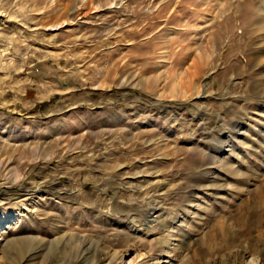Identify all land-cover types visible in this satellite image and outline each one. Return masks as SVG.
Wrapping results in <instances>:
<instances>
[{"label": "rangeland", "instance_id": "obj_1", "mask_svg": "<svg viewBox=\"0 0 264 264\" xmlns=\"http://www.w3.org/2000/svg\"><path fill=\"white\" fill-rule=\"evenodd\" d=\"M258 1L0 0V264H264Z\"/></svg>", "mask_w": 264, "mask_h": 264}, {"label": "bare ground", "instance_id": "obj_2", "mask_svg": "<svg viewBox=\"0 0 264 264\" xmlns=\"http://www.w3.org/2000/svg\"><path fill=\"white\" fill-rule=\"evenodd\" d=\"M256 5V4H255ZM256 9H257V11L259 12V15L257 16V20H256V22H255V27H254V31L255 32H261V35L259 36V38L256 40V45L257 46H259V47H261V48H259L260 50V52L258 53V59H257V61H259L258 62V64H262L261 65V68L259 69V71H257V72H261V73H263L264 72V62H263V60L260 58V57H263L264 58V51L262 50L263 48L262 47H264V0H259L258 1V3H257V6L255 7ZM258 35V34H257ZM198 64V63H197ZM256 72V73H257ZM183 74V73H182ZM260 77H262V76H260ZM185 79V78H184ZM190 79V78H189ZM262 79V78H261ZM184 81V80H183ZM189 81V80H188ZM194 86V85H193ZM175 89H178V88H175ZM187 89H189V87L187 88ZM174 91V90H173ZM197 91V90H196ZM177 92H178V94L180 95V96H182V95H184V94H186L185 93V90H182V89H178L177 90ZM176 92V93H177ZM174 93V92H173ZM196 93H198V92H196ZM177 94V95H178ZM183 97V96H182ZM177 98V97H176ZM261 100H262V97H261ZM260 103H261V105L262 106H264V100L263 101H260ZM259 110V109H258ZM263 113V112H262ZM247 130H249V129H247ZM259 130V129H258ZM238 140H239V138H237ZM232 156V155H231ZM235 160V159H234ZM238 160H240L239 159V157H238V159H237V162H238ZM231 170V169H230ZM237 172V171H236ZM234 173V174H236L237 175V177H242V175L241 174H239L238 172L237 173ZM238 179H236V181H237ZM226 190H227V188H226ZM200 194L202 195L201 196V198L198 196V197H192V196H194V193L191 195V199H190V204L191 205H193V204H195V206H194V208L196 207V206H199L198 205V202L201 204V203H203V201H205L206 200V198H207V195L206 194H204V193H202V192H200ZM211 194V193H210ZM216 200H222V198H220V197H217V199ZM190 207H192V206H190ZM190 207H189V212H190ZM191 213V212H190ZM150 222V220L149 221H146V223L148 224ZM259 257V256H258ZM246 264H258L257 263V260L255 259V258H253V259H251V260H249V261H247L246 262Z\"/></svg>", "mask_w": 264, "mask_h": 264}]
</instances>
